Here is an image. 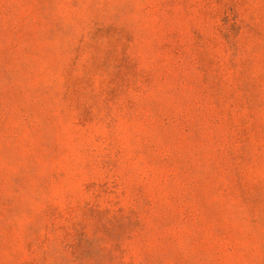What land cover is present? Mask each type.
<instances>
[{"label":"rangeland","instance_id":"1","mask_svg":"<svg viewBox=\"0 0 264 264\" xmlns=\"http://www.w3.org/2000/svg\"><path fill=\"white\" fill-rule=\"evenodd\" d=\"M0 264H264V0H0Z\"/></svg>","mask_w":264,"mask_h":264}]
</instances>
